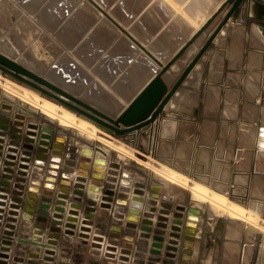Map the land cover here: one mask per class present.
Here are the masks:
<instances>
[{
  "label": "crops",
  "instance_id": "crops-1",
  "mask_svg": "<svg viewBox=\"0 0 264 264\" xmlns=\"http://www.w3.org/2000/svg\"><path fill=\"white\" fill-rule=\"evenodd\" d=\"M92 1L94 3L90 0H0V53L4 51L6 54L8 52V55L2 54L8 57L11 55L9 57L11 59L15 57L13 60L20 61L18 63L26 68L30 66L29 64L35 65L37 70L31 67L28 69L38 75L40 74V76H47L50 71L58 76L60 75L59 77L63 80L65 79L64 83L73 84L74 87L87 90L90 94H93L92 90L105 87V84L112 85L111 87L115 94L121 98H129L128 101H125L128 104L159 68L103 12L149 50L150 48L144 44L139 36H169L165 42L172 43L176 36H183L182 33L184 35L187 33L188 25L182 23V18L175 15L174 8L182 9L187 16L191 15V13H196L199 27L193 29L189 35H185L188 37L184 40L176 42L177 46L175 50L170 55H168L169 53L166 54V56L168 55L167 59H165V54L156 55L150 50L157 58L162 56L159 60L166 63L217 10L224 0ZM95 4L98 7L100 6V9ZM225 12L217 19L215 24L221 21ZM251 14L250 5L247 6V9L245 7L235 13L234 19L225 27L224 33L214 39L211 47L200 59L183 83V86L179 89V94H177L178 97L180 95L184 96V100L190 99L192 101L194 98L195 100L191 103L200 105L199 110L194 109V118L185 117V124L183 123V126H179L176 133L178 131V135L181 136L183 134L190 138L191 144L194 145L191 150L192 167H194V171L200 177L211 176L212 180L209 181L211 183L223 182L221 178L222 171L226 165L224 164L225 161L227 163L225 169L228 170L231 176L230 182L232 184L247 182L249 184L253 178H260V156H257L258 152L255 151V146L252 144H254L256 132L263 126V114L257 106L260 102H257V100L262 98L264 94V36L258 31L256 25L250 22ZM190 23L188 22V24ZM235 24L238 26L237 29L235 28ZM191 25L196 26L195 24ZM171 36H175L174 39ZM206 38H208V35L202 36L196 45L183 55L179 64V75L191 62L192 58L204 44ZM157 45L165 48L163 45ZM162 59L167 61H163ZM22 61H24V64ZM46 76L44 78L48 79ZM69 92L77 97L81 95L74 91ZM2 98H4L2 106L6 103L9 104L3 92ZM116 103L119 104V101H116ZM207 106H211V109ZM222 107H224V110ZM226 108L231 110H227ZM33 110L34 108L27 104H19L16 110H10L9 112L3 109V112H9L8 117H6V120H9V127L12 128L14 123H19V125H24L23 130H26L28 123L23 119V116L36 115L39 117L38 114L33 113ZM20 118L23 121L19 120ZM52 121V119L47 118L46 121H43V124L52 126L54 129L59 130L62 136L74 139L80 144H83V141L86 144H91V142H87L88 140L85 139V136L78 138L72 130L60 129L58 128V124ZM18 129H20V126H18ZM244 129L245 132L241 131ZM35 132L42 134L38 130ZM241 132H244V134ZM148 133L152 135V131L148 130ZM229 135L235 136V143L225 144L223 137H228ZM22 136H25L24 132ZM50 136V139L46 141H42L39 135L30 138H35L37 144L40 141L45 142L47 144L46 147H43L45 151L48 150L49 146L54 147L55 153L53 155L61 158V151L65 149V145L53 139L52 134ZM251 136L253 137L251 138ZM242 138L245 139L242 140ZM4 140H7V137ZM245 140L247 141L245 142ZM33 146L35 147V144ZM120 146H124V144ZM70 151L77 152L78 148L74 146L70 148ZM76 157L75 154H70L68 161H62L61 168L66 173L68 180L77 181L79 177L76 175ZM11 162L14 165L20 162L19 152L17 159ZM64 168L66 169L64 170ZM28 171L30 174L28 181L32 182L35 179H33V176L38 175L36 164H30ZM49 171L51 173V168ZM39 176L38 182L42 184V188L39 189V186H33L30 183L25 184L27 196H35L36 198L38 194H43L46 196L44 200L48 202L47 198L49 194H59L57 189L58 179L52 184L53 187L50 188L47 180L45 183H42L43 174L40 173ZM56 176H59L58 172H56ZM217 177L220 178L218 179ZM35 180L37 181V179ZM156 181L158 187L164 185L170 186L175 194L176 202H189L187 195L172 188L171 184L157 179ZM13 183L14 181H11L10 191L15 190ZM8 196L9 198L11 197L10 193ZM23 199L27 200L25 197ZM69 202L68 199L62 207L64 211L60 214L56 213L54 209L60 208L61 205H58L57 201H49V204L52 206L49 208V214L52 217L51 221L62 223L64 230H69L66 227V224L69 223L68 218L72 217L75 220L79 212L78 208H76V215H69V211L72 210ZM3 209L5 210L3 215L5 219L1 221L0 248L2 247L3 238H5L2 234L8 230L5 229L7 224H10L6 220L8 209L7 207ZM57 214L62 217L61 220L54 218ZM25 215L28 216L29 214L25 212ZM21 221H23V217H20L19 222L16 224L17 227L21 224ZM71 224H74V222ZM24 227L26 228L27 225H24ZM29 229L31 232H35L36 230L43 232L42 229H38L35 225H29ZM44 232L48 233V231ZM205 234L204 238H207L209 236L207 234L209 233ZM48 235L53 237L52 233L47 235H41L40 233L37 236L38 239H22L20 245L25 246L28 251L33 249L36 261H39L42 256L49 257L54 254L57 257L56 264H64V262L74 264L60 248L59 241L55 244L54 240L49 238ZM26 236L29 235L26 234ZM17 247L12 242L8 263L11 264L13 257H17L22 259V264H26V262H29L26 259V255L24 253L19 254L24 249L21 248L18 251L16 250ZM64 247L69 249L70 244L67 243ZM37 264L45 263L39 261ZM121 264H125V262H121ZM209 264L213 263L210 262Z\"/></svg>",
  "mask_w": 264,
  "mask_h": 264
},
{
  "label": "rangeland",
  "instance_id": "rangeland-1",
  "mask_svg": "<svg viewBox=\"0 0 264 264\" xmlns=\"http://www.w3.org/2000/svg\"><path fill=\"white\" fill-rule=\"evenodd\" d=\"M173 10L175 15L182 18V23L188 25L187 33L185 35H189L193 29L197 28V26L188 24V16L184 14L182 9L174 8ZM235 28H238L236 24ZM182 35L183 36H176L175 39V36H171L174 39V42L172 43L165 42V40H168L169 36L139 37L154 54L159 55L162 53L166 56V54L169 53L168 55H170L175 50L178 42L188 37L183 33ZM157 44L165 46L163 51H158L155 48V45ZM168 55L165 59L168 58ZM165 59L162 60L167 61ZM179 64L180 62L173 68L175 72V78L173 81L180 76ZM9 79L14 81L12 78ZM171 85L172 84L170 83L169 86ZM111 86L105 84V87L92 90L91 92L93 94H90L87 90H80L83 94L89 95L91 98L111 97L115 98V101H122L123 99L124 103L129 100V98H116L115 92ZM83 94L79 95V98L81 97L80 99L83 101L89 102V104L91 102V105L95 106L92 100H85L82 97ZM177 94L179 93L177 92ZM177 94L169 102L171 105L168 104L165 107L159 120L154 124L149 125L150 130L159 127L160 124H167V122L169 123L170 121H173V124L176 123L178 128L180 124L181 126L185 124V117L190 119L194 118V109L199 110L200 105L191 103L195 100L194 98L192 101H190V99H183L181 103H184V106L182 107V104L180 103L182 109L179 108L176 111L173 106L175 107L181 98L184 97L182 95L178 97ZM105 101L109 102L110 99H105ZM259 101L260 102L257 106L262 110L264 109V94L262 98H259ZM3 103L4 98H2V90L0 87V128H2L1 125L8 126L9 123V120H6V116L3 114ZM124 103L117 105L119 112L127 105ZM207 107L211 109V106ZM222 108L224 110V107ZM99 110L103 111L102 109ZM103 112L109 115L107 112ZM119 112H115L116 115L114 113L109 116L112 115L111 117H116ZM33 113L37 114L36 110H33ZM262 118L264 128V114ZM23 119L27 121L28 124L33 123L38 126L41 124L43 125L41 119L36 115H25L23 116ZM23 119L21 120L20 118L19 120L23 121ZM49 127L53 139L65 145V153L69 156L70 154H75L77 156L76 175L79 176L77 181L68 180L66 178V173H63L61 169H58L59 176H54V181L58 179L57 183H59L61 187H65L66 194L70 196L68 197L69 201L71 199V201H74L78 207V217L74 220V224L68 223L72 228L64 230L62 223H56L53 220L51 221L52 218H50V215L47 212V208L49 207L45 206V200L43 197H37L31 201L28 199L25 202L23 200L21 205L23 208L31 210V221L37 223L36 225L38 227L40 226L39 228L42 229L43 232L48 231L50 234L52 233V236L59 241L60 248L64 251V254L67 255L74 264H103L104 261L108 259V257L106 258L101 251L103 248L102 242L106 237V249H125L121 251V254L122 252H125L122 254L125 255L123 257L119 255L120 252H118V254L115 253V259L112 261V264H117L116 262L119 261L118 259H120V261L125 259V264H206V262H212L213 264H255L253 261L259 256L257 253L259 239L255 232L250 231V229L247 228V225L244 222L228 219L227 216H219L218 218L213 217L208 211L206 205L195 204V201L176 202L175 194L170 186L164 185L157 187L158 184L156 179L160 178L152 171L153 168L146 169L141 165L135 164L132 160L129 161L134 167L120 165L119 163L113 165V159H111L112 162L106 167L105 162H107V158L98 150H93L91 152V148L89 149V147L92 146L90 144H86L84 141L83 144H80L74 139L72 140L66 136H62L60 131L54 129L52 126ZM261 131L262 127L257 132ZM109 137L113 139H110L109 141L116 146L125 143L121 141L120 138L111 135H109ZM223 139L225 140V144L235 143L234 135L223 137ZM148 141L149 137L148 135H145L142 139L143 144L141 146L145 151L146 148H148ZM255 144L256 143L254 142L252 145L255 146ZM159 145L160 150L158 154L150 153L148 155L144 153L150 157V161L148 159H145V161H148L151 166H157V162H159V164L168 162L174 166V168L168 166L169 168L177 169L184 173V175L191 177L192 179H197V181H204V183L209 186H215V183L209 182L212 180L209 175L200 177V175L194 171L191 157V150L194 145L191 144L189 137L183 134L180 136L177 131L174 136L163 139ZM74 146L78 148L77 152L70 151V148H73ZM128 147L139 151L133 146L129 145ZM256 148L257 147L255 146L254 149L257 150ZM85 150H89V152L87 151V156ZM92 155L96 158L95 160L91 159ZM262 157H260V160L263 161L264 157ZM47 160L50 161V158L47 157ZM262 161H260L261 167L259 166V172H262V174L260 173L259 175L260 178H253L252 182L249 184L248 182L232 184L230 182L231 176L228 173V170L225 169L227 163L226 161L224 162L226 165L222 171L223 179L221 178L223 183H220V185L223 189H227L226 192L228 193V198L234 200L237 205L240 207L242 206L243 209H248L254 202L252 201L254 198L264 195V161ZM100 167H103V169ZM61 173H63V175ZM46 180L47 178H44L43 181L46 182ZM216 186H218V184H216ZM177 190L184 193L181 189ZM135 209H137V212L135 213L137 218L133 217L132 213ZM140 211L145 212L143 214H147L146 217L148 218L144 217L142 219L141 216V219L138 220ZM71 219H68V222H70ZM205 231L209 232L207 238H204L206 235ZM98 241L101 242V244L96 245V242ZM67 243L70 244L69 249L64 247ZM193 246L195 248H193ZM244 248L246 250V260L243 259V253L245 252ZM190 256L195 258H190Z\"/></svg>",
  "mask_w": 264,
  "mask_h": 264
},
{
  "label": "bare ground",
  "instance_id": "bare-ground-1",
  "mask_svg": "<svg viewBox=\"0 0 264 264\" xmlns=\"http://www.w3.org/2000/svg\"><path fill=\"white\" fill-rule=\"evenodd\" d=\"M97 1V0H96ZM91 5V4H90ZM100 7V6H99ZM102 8V7H101ZM103 9V8H102ZM104 10V9H103ZM107 12V11H106ZM99 13V12H98ZM109 13V12H108ZM100 14V13H99ZM102 15V14H101ZM188 21L191 22L190 24H195L197 26V28L199 27V24H198V16L196 15V13H191V15H189L188 17ZM111 34V33H110ZM113 34V33H112ZM1 38V37H0ZM28 38V37H27ZM25 38V39H27ZM23 40V39H22ZM24 41V40H23ZM1 42V41H0ZM241 43V42H240ZM6 44V43H5ZM23 44H25L23 42ZM4 45V44H3ZM38 45V44H37ZM161 45V44H159ZM241 45V44H240ZM239 45V46H240ZM1 47V45H0ZM3 47V46H2ZM25 47V46H24ZM27 47V46H26ZM5 48V47H3ZM17 48V47H16ZM155 48L158 50V51H163L164 48H162V46H158V45H155ZM9 49V48H8ZM7 50V49H5ZM22 50V49H21ZM25 50V48H24ZM30 50V49H29ZM1 51V50H0ZM20 51V50H19ZM13 52V51H12ZM21 52V51H20ZM165 52V51H164ZM4 53V51L2 52ZM5 54V53H4ZM28 54V53H27ZM31 54V53H30ZM5 55H8V52L5 54ZM10 55V54H9ZM13 55V54H12ZM22 55V54H20ZM11 56V55H10ZM9 56V57H10ZM26 56V55H25ZM27 57V56H26ZM32 57V56H31ZM157 57V56H156ZM15 57H13L14 59ZM18 58V57H17ZM160 58V57H158ZM20 59V58H19ZM26 59V58H25ZM32 59V58H31ZM16 60V59H15ZM21 60V59H20ZM34 61V59H32ZM20 62V61H18ZM23 64H24V61H22ZM37 62V61H36ZM27 64V63H26ZM25 64V65H26ZM39 64V63H38ZM31 68H34V70L36 69L37 70V67L33 64H29ZM41 65V64H40ZM52 66V65H51ZM41 67V66H40ZM44 68V67H43ZM53 68V67H51ZM49 69V68H47ZM55 70V69H54ZM42 71V69H41ZM47 71V70H46ZM50 71V70H49ZM48 71V72H49ZM56 71V70H55ZM40 72V71H39ZM45 72V71H44ZM43 72V73H44ZM42 73V72H41ZM174 72H172L171 74H167L165 76V80L167 82V84H170L173 82V79H174ZM40 75V74H39ZM41 76H44V75H41ZM46 76V75H45ZM44 76V77H45ZM60 76V75H59ZM57 74L55 73H52L51 71L49 72V74L46 76L51 82H53L54 84H56L57 86L59 85L62 89L64 90H68L69 91H74V92H77L78 94H83L81 92V90L79 88H76L74 87L73 84H67L64 83V80L59 77ZM195 83V82H194ZM0 87H1V90L4 94V96H6L7 98V101L9 104H4L2 106V108L4 110H7L10 112V110L14 111L16 110V107L17 105L19 104H27L28 106H31L32 108H35L34 110H36L38 116L40 117L41 121H46L47 118L49 119H52L53 121L52 122H56V124H58V128L60 129H70L74 132L75 136L77 135L78 138L81 137V136H86L85 138L88 140L87 142H91V146L92 147H89V149L91 150V152L93 150H98L104 157H106L107 159V162H105V166L108 167L109 163H111V159L114 160V162H112L113 165H116V164H120V165H128V166H132L130 164V161L129 160H132V162H134L135 164H138V165H141L143 167H145L146 169L148 168H153V172L155 174H157L159 176L160 179H157L159 181H162V182H165V183H168V184H171L172 188H174L175 190L177 189H181L183 190L184 194L187 195V198L189 201H195V204H202L203 206L206 205L208 211L211 213V215L213 217H222V216H227L228 219H231V220H234V221H242L244 222L246 225H247V228L250 229V231H253L255 232V234L257 235V238L259 239V245H258V257L253 261L255 264H263L264 263V212H263V208H264V195L261 196V197H256L254 198L252 201H254L248 209H243L242 206H238L237 203L234 201V200H231L228 198L227 196V192L226 190L227 189H223L222 186L220 185V182H217L215 183V186L212 187V186H209L207 185L206 183H204V181H197V179H192L191 177H188L186 175H184V173H182L181 171L177 170V169H171V168H174V166H172L170 163L168 162H165L163 164H159V162H157V166L153 165L151 166V164L148 163V161H145V159L149 160V154L150 153H153V154H158L159 153V150H160V142L163 140V139H167L169 138L170 136H174L175 133H176V130H177V124L176 123H171L167 122V124H160L159 127H157L156 129H151L150 130V127L149 125L146 126V127H143L142 129H140L139 131L137 132H133L131 133L130 135H127L126 137L124 138H120L121 141L125 142L124 143V147L122 146H116L115 144H113L111 141H109L111 138L109 137L108 133L105 132V130L99 128L96 126L95 123L87 120V119H84L82 117H78L75 113L71 112L70 110L66 109L65 107L57 104L56 102L48 99L47 97H45L40 91L36 90V89H33L29 86H26V85H23V84H19L15 81H12L10 80L9 78H5L3 77L1 74H0ZM209 87V86H208ZM210 88V87H209ZM214 89V88H213ZM220 90V89H219ZM225 90V89H223ZM229 90V89H228ZM70 93V92H69ZM226 93V92H225ZM72 94V93H71ZM229 94V93H227ZM232 94V93H231ZM230 94V95H231ZM84 99H89V100H92V102L94 103V107L96 108H99V109H102L103 111L107 112L109 115L110 114H114L115 112H119V110L117 109V105L118 103H116L115 101V98H111V97H104V98H99V97H94V98H91L89 95H86V94H83L82 96ZM115 97L116 98H121L120 96H118L117 94H115ZM81 98V97H80ZM227 98V97H226ZM225 98V99H226ZM259 98V97H258ZM105 99H110L109 102H106ZM122 99V98H121ZM233 99V98H231ZM230 99V100H231ZM120 100V99H118ZM183 100V97L181 98V100L179 101V103L177 105H175V107L173 106V108L176 109H179L181 108L180 106V103L181 101ZM124 100L122 99V103ZM259 100H257L258 102ZM172 103V102H171ZM119 104H120V101H119ZM126 104V103H124ZM123 104V105H124ZM182 104V103H181ZM184 104V103H183ZM182 104V107L184 106ZM233 104V102H232ZM122 105V106H123ZM171 105V104H169ZM226 107V106H225ZM229 107V106H228ZM182 109V108H181ZM184 109V108H183ZM190 109V108H189ZM227 110H231V109H228L226 108ZM118 110V111H116ZM185 110V109H184ZM188 110V109H187ZM261 110V108H260ZM121 111V110H120ZM179 111V110H178ZM182 111V110H181ZM9 112H3V114L8 117L9 115ZM231 112V111H230ZM262 114H264V109L261 110ZM115 113V115H116ZM188 113V111H187ZM186 113V114H187ZM183 114V113H182ZM112 116V115H111ZM260 116V115H259ZM19 118V117H17ZM45 119V120H44ZM182 119V118H181ZM159 120V119H158ZM242 120V119H241ZM182 121V120H181ZM237 121V120H236ZM177 122V121H176ZM239 122V120H238ZM236 122V123H238ZM247 122V121H245ZM241 123V122H240ZM245 124V123H244ZM256 124V123H254ZM30 126H32L29 130H31L32 132L36 133L35 131H41L43 136L45 135V138L43 137L42 139V135L40 134L39 137L40 139L42 140H49L50 139V132H49V126H46V125H33V124H29ZM241 125V124H240ZM36 126V127H35ZM43 126V128H42ZM45 126V127H44ZM181 126V124H180ZM247 126V125H246ZM256 126V125H255ZM239 127V126H238ZM243 127V126H242ZM249 127V126H248ZM6 128V127H5ZM44 128H45V131H44ZM152 128V127H151ZM257 128V127H256ZM1 132L3 131L2 129H0ZM148 130H150V132L152 131V135L148 133ZM180 130V129H179ZM240 130V129H239ZM245 130V129H244ZM260 130V129H259ZM182 131V129H181ZM247 131V130H246ZM245 132V131H244ZM244 132L242 134H244ZM32 133V134H34ZM253 133V131H252ZM4 134V133H2ZM0 134V135H2ZM237 134V133H236ZM246 134V133H245ZM260 134V135H259ZM81 135V136H80ZM145 135H148L149 137V141H148V148H146V151L145 149H142V139L145 137ZM240 135V134H239ZM249 135V134H248ZM247 135V136H248ZM103 136V137H101ZM237 136V135H236ZM241 136V135H240ZM254 136V135H253ZM251 136V138L253 137ZM255 140L254 141L256 144L255 146L257 147L255 151L258 152V155L257 156H260V157H264V128L262 126V131L261 132H257V135L255 134ZM4 137V136H3ZM30 137H35L33 135H31ZM106 137V138H104ZM151 137V139H150ZM244 137V136H242ZM250 137V136H248ZM241 138V137H240ZM250 138V139H251ZM33 139V138H30V140ZM239 139V138H238ZM245 139V138H244ZM242 138V140H244ZM113 140V139H111ZM137 140V141H136ZM171 140V139H170ZM249 140V139H247ZM245 140V142L247 141ZM254 140V139H253ZM172 141V140H171ZM239 141V140H238ZM115 142V141H114ZM242 142V141H241ZM249 142V141H248ZM252 142V140H251ZM41 143V141L39 142ZM45 143V142H44ZM240 143V142H238ZM244 143V141H243ZM43 144V143H42ZM130 146H133L134 148H136L137 150L139 151H136L134 150L133 148L130 149V147H128L129 145ZM249 144V143H248ZM247 144V146H248ZM86 145V144H85ZM246 145V144H245ZM44 146L46 147L47 144L45 143ZM239 146V145H238ZM241 146H243L241 144ZM128 147V148H127ZM174 147V146H173ZM240 147V146H239ZM175 148V147H174ZM177 148V147H176ZM243 148V147H241ZM246 148V147H245ZM249 148V147H248ZM252 148V147H251ZM179 150V149H178ZM89 152V150H87ZM87 151L85 150V154L87 156ZM133 151V153H132ZM176 151V150H175ZM243 151V149H242ZM249 151H251L249 149ZM237 152V151H236ZM239 152V151H238ZM248 152V151H247ZM254 152V151H253ZM144 153L148 154V155H145ZM17 154H18V150L17 149H14V151H12L10 153V155L12 156L13 160H16L17 159ZM133 154V155H132ZM178 154V152H177ZM244 154V152H243ZM242 154V155H243ZM247 154V153H246ZM252 154V153H251ZM249 154V155H251ZM137 155V156H136ZM176 155V154H175ZM174 155V156H175ZM181 155V154H180ZM229 155V154H228ZM227 156V155H226ZM103 157V158H104ZM180 157V156H179ZM230 157V156H229ZM262 157V158H263ZM130 158V159H129ZM144 158V160H143ZM177 158V157H176ZM226 158V157H225ZM228 158V157H227ZM92 160H95L96 158L91 157ZM230 159V158H228ZM260 159V158H259ZM257 159V160H259ZM12 160V161H13ZM152 160V159H151ZM174 160V159H173ZM256 160V159H255ZM150 161V160H149ZM177 161V160H176ZM224 161V160H223ZM262 161V160H260ZM264 161V160H263ZM262 161V162H263ZM153 162V161H152ZM151 162V163H152ZM154 162V163H156ZM12 163V162H11ZM20 163H24L23 161H20ZM26 163V162H25ZM161 163V162H160ZM178 163V162H177ZM13 164V163H12ZM264 164V163H263ZM259 165V164H258ZM171 168H169V167ZM260 166V165H259ZM134 167V166H132ZM101 169H103V167H100ZM263 168H264V165H263ZM4 170V169H3ZM51 170H53V168H51ZM263 171V170H262ZM38 175H35L33 176V179H37V181L34 179V181L30 182L31 185L33 186H39L40 183L38 182V179H40V171L38 170L37 171ZM262 174V172H260ZM51 174L52 175H55L56 176V171H51ZM196 174V173H195ZM5 179L4 180H8L7 179V176H4ZM195 177V176H193ZM211 177V176H210ZM67 178V177H66ZM216 178V176H215ZM214 178V179H215ZM218 178V177H217ZM51 179V180H50ZM205 179V178H204ZM219 179V178H218ZM223 179V178H222ZM221 179V180H222ZM53 180V181H52ZM54 177L50 176L48 177L47 179V182H49L50 184V188L53 187L52 184L55 183L56 181H54ZM214 181V180H213ZM240 181H242L240 179ZM9 182L6 181L5 184H8ZM29 183V182H28ZM213 183V182H212ZM223 183V182H221ZM27 184V183H26ZM216 184H218V186H216ZM228 184V183H227ZM17 187V190L18 192H20L19 187H21L19 184H15ZM226 186V185H224ZM158 187V186H157ZM24 189V193L27 194V190L23 187H21V190ZM58 192L59 194L57 193L56 195H53V194H49L48 195V202L50 201H57L58 205H61L60 208H55V212L56 213H62L64 210H63V205H65L66 201H68V196H67V192H66V189L65 187H61V185L58 183ZM6 189H4V186H2L1 182H0V196H2L0 198V202H4L6 203L5 207H7L8 210H11L13 207L10 205L11 204V200H7L6 197H4L3 194H5ZM33 197V196H32ZM21 203V202H20ZM71 205V208L72 210L69 211V215L71 216H75L76 215V212H75V209L78 208L77 205L74 203V201H71L70 199V202H69ZM194 203V202H192ZM9 204V206H8ZM0 205H3V204H0ZM49 205L46 204V206ZM240 205V204H239ZM2 207V206H0ZM49 209V208H48ZM14 210V208L12 209ZM16 210L19 212H17L18 215H14V217L10 218V221H12L13 223L16 222V219H18L17 221L20 220V217L22 218L23 217V221H25V223L27 222V230H29V225H35L38 229H40L33 221L29 220L30 217L29 216H26L25 215V211L22 209L21 206H17ZM137 212V209L133 210V217H136L135 213ZM151 212V211H150ZM117 213V212H116ZM131 213V215H132ZM145 212H141L140 211V215H139V219H141V216H142V219L145 217V218H148L146 217L147 214H143ZM147 213V211H146ZM7 215H10V214H7ZM55 215V214H54ZM128 215V214H127ZM130 215V216H131ZM192 215V214H191ZM195 215V214H194ZM193 216V215H192ZM201 217V216H200ZM16 218V219H15ZM54 218H57L58 220H61L62 217H60L59 214H57L56 217ZM72 218V217H71ZM71 218H68V219H71ZM132 218V217H131ZM137 218V217H136ZM193 218V217H192ZM195 218V216H194ZM261 218V219H259ZM206 219V218H205ZM74 222V218L71 219V221L69 223H72ZM209 222V221H208ZM17 223V222H16ZM57 223V222H56ZM58 223H60L58 221ZM40 225V224H38ZM210 225V224H209ZM207 226V225H206ZM66 227L67 228H71L70 225L66 224ZM131 228V226H130ZM129 229V228H128ZM207 229V228H206ZM22 231H19L18 227L15 228L14 231L10 230L8 231L7 233L11 234L12 236H8V239H12V242H14L16 244L17 249L18 251H20V249H24L23 252H19V254H25L26 255V259L29 261V262H26V264H37V262L39 261H43L45 264H52V263H56V259L57 257H55V255H50L49 257H46V256H42L40 258L39 261H36L35 260V254H34V250L31 249V250H27L25 248V246H21L20 245V242L22 241V239H28L29 237L26 236V233H25V228L21 229ZM31 231V230H30ZM130 231V230H129ZM134 231V230H133ZM131 232V231H130ZM206 232V231H205ZM33 234L32 237H30L31 239H38L37 236L40 235H47L49 234V232H39L38 230H36L35 232H31ZM206 233H209L208 231ZM88 234V232H87ZM89 235V234H88ZM51 235H48L49 238H52L55 242V244L57 243L58 240L55 239V237H50ZM106 238H104V241L102 242L103 243V248L101 249L102 251V254L108 259H106L104 261L103 264H112V261L115 259L114 255L115 253L118 254V252H120L119 255H121L122 257L125 256V255H122L124 254L125 252H122L121 254V249H118V248H115L113 251L111 249H106L105 246H106ZM9 242H11L10 240H8ZM34 241V240H33ZM95 244V243H94ZM101 244V242H96V245H99ZM192 244V243H191ZM195 244V243H194ZM6 246V245H5ZM8 248H10V246H7ZM192 247V246H191ZM193 248H195L193 246ZM197 248V246H196ZM124 250V249H123ZM188 250V249H187ZM245 250V248H244ZM115 251V252H114ZM6 252V253H5ZM4 254L8 255L11 253V251L7 250L5 251ZM198 253V252H197ZM243 259H247L245 254H246V250L245 252L243 253ZM196 255V254H194ZM193 256V255H192ZM190 256V258L192 257ZM189 258V259H190ZM193 258V257H192ZM195 258V257H194ZM193 258V259H194ZM192 259V261H193ZM93 260V259H91ZM119 261L116 262L117 264H121V262H125V259L122 261H120V259H118ZM22 259L21 258H17V257H13V260L11 262V264H22ZM95 261V260H94ZM93 261V262H94ZM247 262V261H246ZM64 264H70L69 262H64ZM102 264V263H101ZM206 264H209V262H206Z\"/></svg>",
  "mask_w": 264,
  "mask_h": 264
},
{
  "label": "water",
  "instance_id": "water-1",
  "mask_svg": "<svg viewBox=\"0 0 264 264\" xmlns=\"http://www.w3.org/2000/svg\"><path fill=\"white\" fill-rule=\"evenodd\" d=\"M90 1L93 2L92 0ZM248 5H250L252 13L250 22L255 24L258 31H260V33L264 36V0H224L217 10L204 22V24H202V26H200L198 30H196V32L166 63L161 62L159 58H157L134 36L129 34L118 23H116L115 20L103 12L105 16H107V18H109L113 24H115L133 43H135L139 49L144 52L145 55L149 57L159 68V70H156L149 81H147L143 88L118 113L116 117L107 115L103 111L95 108L93 105L57 86L49 79L36 74L2 53H0V74L5 78L14 79V81L19 84H23L40 91L45 97L75 113L78 117H82L95 123L97 127L105 130V132L109 135L116 138H124L127 135H130L131 133L158 121L159 117L164 112L165 107L183 86L187 77L193 71L206 51L211 47L214 39L224 33L225 27L231 20L234 19L235 13L245 7L247 9ZM224 12L225 14L221 21L215 24L217 19ZM207 35L208 38H206L204 44L192 58L191 62L184 68L183 72L172 84V86L169 87L165 80V76L174 72L173 68L178 65L183 55L196 45L197 41L202 36ZM173 76H175V74ZM49 132H51L50 129ZM8 235L11 234L8 233ZM7 250V248H2L1 251L5 252ZM0 258L6 259L7 257L2 254L0 255ZM0 264L6 263L0 260Z\"/></svg>",
  "mask_w": 264,
  "mask_h": 264
},
{
  "label": "built area",
  "instance_id": "built-area-1",
  "mask_svg": "<svg viewBox=\"0 0 264 264\" xmlns=\"http://www.w3.org/2000/svg\"><path fill=\"white\" fill-rule=\"evenodd\" d=\"M18 126H20V129H18ZM1 127L2 128H0V129H2L3 131L2 132L0 131V134H2V133H4V134L0 135V165H1L0 182H1L2 186H4V189H6V191H4L5 194H3V195H4V197H6L7 200L8 199L11 200L10 205L14 208V210H12L13 209L12 208L11 210L7 211V214H10V215H8L6 217V220L10 224H7L5 229H8V230L6 232H4V234H2L3 236H5V238H3L4 240L2 241V247L0 248V255L3 254L7 258L6 259L0 258V260L5 262L6 264H9L8 260L10 259V256L4 254V251H1V250H2V248H7L9 251L11 250V248H8L7 246L11 247L12 239H8L9 235L7 232L10 230L14 231L15 228L17 227L16 224L19 222V221H17L18 219L15 218L17 223L16 222L13 223L12 221H10L9 217L13 218L14 215H18L17 214L18 211L16 210V208H17V206L22 207L21 203L24 200L23 197H25L27 200L29 199V201H31L32 199L35 198V196L34 197L27 196V194L24 193V189L21 190V187H23L27 190L25 184L28 182L30 183V181H28V178L30 177V174L28 173L29 172L28 170L30 168V164H36L37 169L40 171V173L43 174L42 183H45L43 181L44 178L48 179V177H50V176H52V177L55 176V175H52L51 173H49L50 168H53V170H51V171H56L59 173V170L61 169V171L63 172V169L61 168L62 161L63 160L68 161L69 155H67L65 153L66 149H64L61 151V153H62V155L60 156L61 158H57L56 155H53V153H55V151L53 150L54 147L49 146L48 150L45 151V149L43 148L44 144H45L44 142L37 144L35 142V138L30 140L31 135L38 136L40 134L34 133L31 130H29L31 127L29 124L26 126V130H23L24 125H19V123H14L12 128L7 126V125L6 126L1 125ZM23 132H24L25 136H22ZM32 133H34V134H32ZM41 135H42L41 136L42 139H43V137L45 138V135L44 136H43V134H41ZM6 137H7V140H4V138H6ZM34 144H35V147L33 146ZM14 149H18L20 161H23L24 163L26 162V164H22V163L18 162L17 165L16 164L14 165L11 163L13 158L10 155V153L12 151H14ZM26 153H28V154H26ZM47 157L50 158V161L47 160ZM65 169L66 168H64V170ZM63 173H61V174L63 175ZM4 176H7L8 180H4L5 179ZM6 181H9L10 183H11V181H14L13 186H14L15 190L8 191L9 187H10V183L5 184ZM15 184H19L21 186V187L18 186L20 192H18V190L16 188L17 186ZM43 187H45V185H43ZM41 188H42V184L39 185V189H41ZM9 193L11 195L10 198L8 196ZM1 197L2 196H0V198ZM37 197H40V198L43 197L44 199L46 198V196H44L43 194H38ZM24 202H25V200H24ZM45 203L48 204L49 202L45 201ZM0 204H3V205H0V206H2V207H0V227H1V221H3L5 219V217L3 216L5 213V210L3 208L5 207L6 203L0 202ZM46 207L50 208L52 206L49 204ZM22 209L27 214H29L28 215L30 217L29 220H31V218H32L31 217V215H32L31 210H29L27 208H23V207H22ZM51 209H53V208H51ZM49 211H50V209L48 210V208H47L48 213H49ZM50 218H52V217H50ZM26 224H27V222L25 223V221H21V224L18 225V229L21 230V229L25 228L24 225H26ZM28 225H30V224H28ZM29 232H30V235H29ZM1 233L2 232L0 229V235H1ZM25 233L27 235H29V236H27L29 238L33 236L30 229L27 230V228H25ZM10 236H12V235H10ZM8 240H10L11 242H9ZM59 245H60V243H59Z\"/></svg>",
  "mask_w": 264,
  "mask_h": 264
}]
</instances>
